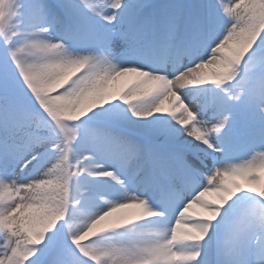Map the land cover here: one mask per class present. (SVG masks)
<instances>
[{"label":"snow or ice","instance_id":"obj_1","mask_svg":"<svg viewBox=\"0 0 264 264\" xmlns=\"http://www.w3.org/2000/svg\"><path fill=\"white\" fill-rule=\"evenodd\" d=\"M0 264H264V0H0Z\"/></svg>","mask_w":264,"mask_h":264}]
</instances>
